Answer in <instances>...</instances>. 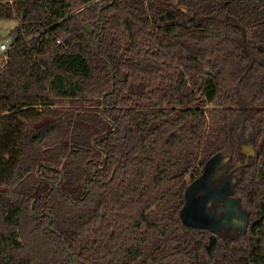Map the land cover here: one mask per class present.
Returning <instances> with one entry per match:
<instances>
[{
    "label": "trees",
    "instance_id": "obj_1",
    "mask_svg": "<svg viewBox=\"0 0 264 264\" xmlns=\"http://www.w3.org/2000/svg\"><path fill=\"white\" fill-rule=\"evenodd\" d=\"M179 5L0 0V264H264V0ZM220 172L213 242L182 210Z\"/></svg>",
    "mask_w": 264,
    "mask_h": 264
},
{
    "label": "rangeland",
    "instance_id": "obj_2",
    "mask_svg": "<svg viewBox=\"0 0 264 264\" xmlns=\"http://www.w3.org/2000/svg\"><path fill=\"white\" fill-rule=\"evenodd\" d=\"M18 23L16 18L0 19V43L9 44L13 41L10 30ZM245 141L242 150L253 152ZM252 155V153H251ZM251 155H248L249 158ZM220 166H217L220 171ZM216 171V169H215ZM198 170L195 175L199 174ZM234 179L224 178L220 172L216 177L207 180L203 178L197 184L191 183L187 203L195 202L194 207L186 206L182 217L189 223L204 226L210 231L209 239L214 242L216 236L228 237L233 235L246 222V216L239 202L230 196ZM197 185V186H196Z\"/></svg>",
    "mask_w": 264,
    "mask_h": 264
},
{
    "label": "water",
    "instance_id": "obj_3",
    "mask_svg": "<svg viewBox=\"0 0 264 264\" xmlns=\"http://www.w3.org/2000/svg\"><path fill=\"white\" fill-rule=\"evenodd\" d=\"M173 4L175 6H177V8L181 12H183L186 16H188V17L190 16V14L187 11V9L185 7L179 5V0H173ZM86 29H87L88 32H91V28L89 27V25H86ZM112 78H113V74H112ZM103 110H104V106L102 107V113H103ZM250 149L253 151V148L251 147V145H250ZM249 153L251 154L252 152L250 151ZM69 254L71 255V253H69Z\"/></svg>",
    "mask_w": 264,
    "mask_h": 264
},
{
    "label": "built area",
    "instance_id": "obj_4",
    "mask_svg": "<svg viewBox=\"0 0 264 264\" xmlns=\"http://www.w3.org/2000/svg\"><path fill=\"white\" fill-rule=\"evenodd\" d=\"M59 41V40H57ZM12 43L6 44V43H0V51L4 52L8 50L11 47Z\"/></svg>",
    "mask_w": 264,
    "mask_h": 264
},
{
    "label": "crops",
    "instance_id": "obj_5",
    "mask_svg": "<svg viewBox=\"0 0 264 264\" xmlns=\"http://www.w3.org/2000/svg\"><path fill=\"white\" fill-rule=\"evenodd\" d=\"M0 53H2V52L0 51Z\"/></svg>",
    "mask_w": 264,
    "mask_h": 264
}]
</instances>
